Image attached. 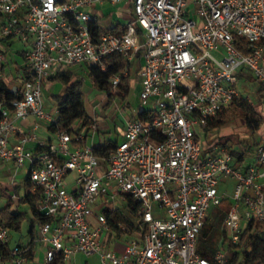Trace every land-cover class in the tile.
Wrapping results in <instances>:
<instances>
[{"label": "built area", "instance_id": "obj_1", "mask_svg": "<svg viewBox=\"0 0 264 264\" xmlns=\"http://www.w3.org/2000/svg\"><path fill=\"white\" fill-rule=\"evenodd\" d=\"M118 2L130 7L125 30L99 33L102 8ZM13 40L23 45L29 73L18 97L0 100V164H11V187L28 166L22 184L42 192L38 208L47 220L38 237L45 263L58 255L68 263L80 252L97 254L98 264H227L238 249L229 244L240 242L248 224L264 226V136L242 158L215 142L203 152L198 137L200 126L242 97V70L264 86V0H0V64L7 63ZM112 53L128 63L141 57L140 106L150 117L139 111L127 117L122 139L102 157L92 145L72 144L84 138L82 131L41 136L38 120L56 122L44 110L48 76L74 64L105 70ZM119 78L113 75L111 84ZM29 116L36 121L18 125ZM226 178L234 182L230 195ZM116 196L138 203L137 228L121 250L103 238L112 228L102 209L98 224L90 222L94 205L113 208ZM223 202L226 248L208 258L197 252V237L210 206ZM8 239L0 222V247ZM28 256L27 246L15 244L0 252V264H25Z\"/></svg>", "mask_w": 264, "mask_h": 264}, {"label": "trees", "instance_id": "obj_2", "mask_svg": "<svg viewBox=\"0 0 264 264\" xmlns=\"http://www.w3.org/2000/svg\"><path fill=\"white\" fill-rule=\"evenodd\" d=\"M103 17L101 18V20ZM99 33L109 31L117 33L124 31V24L121 22L115 25H102L99 23ZM139 68L137 72L140 74L142 68V59L138 55ZM106 69L102 70L96 65H86V73L92 87L102 91L105 95V101L102 104V109H106L115 99L125 100L130 90V72L123 75L121 72L127 68L130 69V63L119 53H112L104 59ZM71 66L63 68L61 71L48 76L47 80L60 82L63 86L62 92L53 94L52 97L57 105V118L56 122L51 123L48 129L51 132L57 131H72L77 133L81 127H89L91 124H96L97 119L89 115L85 109L83 91H82V78L69 69ZM29 70L26 66L22 52L16 51L14 54L9 55L7 63L0 64V100H11L19 96V86L21 78L28 76ZM120 73L118 83L113 86L110 78ZM44 89V85H43ZM244 97H238L228 106L221 109L216 116L209 118L204 129L218 130L228 120L233 118H243L245 125L251 129H258L262 124V116L250 105ZM127 105V103H126ZM150 110L142 108L139 110V117L148 119ZM86 134L81 140H73V145H83L85 143ZM117 141L108 139L102 143L93 146L94 153L99 156H107L112 148L116 145ZM251 145H246L243 152L237 153L242 158L245 151L250 150ZM234 153V151H230ZM14 186V190H15ZM42 197V192L39 188L33 192L27 191L25 194L17 199V205L13 207V199H8L6 204L0 208V222L10 229L20 230L23 220L27 219L29 222L28 235L29 241L24 244L29 248V252L36 246L37 239V226L47 220L38 208L39 201ZM21 204H25V209H19ZM138 203L132 200L129 196L125 197L123 210L120 208H104L103 213L106 216L107 222L112 228V231L117 236L123 234H133L137 228ZM219 219H222L223 213L221 212ZM119 224L124 226L121 229ZM212 224L205 222L201 229V235L206 236ZM9 233V232H8ZM9 241V239H8ZM7 243L0 247V252H7L9 247ZM23 245V243H18ZM231 247L238 249L234 250L228 255L227 264H264V226L260 224L253 225L249 223L243 231L240 242L238 244H229ZM214 251H202L201 255L211 258ZM45 264H64L61 255H58L49 263Z\"/></svg>", "mask_w": 264, "mask_h": 264}, {"label": "rangeland", "instance_id": "obj_3", "mask_svg": "<svg viewBox=\"0 0 264 264\" xmlns=\"http://www.w3.org/2000/svg\"><path fill=\"white\" fill-rule=\"evenodd\" d=\"M106 10V12H112L113 14V6H105L103 8ZM116 15H123L122 14V8H119L117 11L115 10ZM124 19L122 18V21ZM17 45L20 44L19 41H16ZM69 69L76 73L78 69L81 71V73L78 75L82 78V91H83V99H84V105L86 111L90 115H92L93 112L96 113V118L98 117V114H100L102 111L106 116H109V118L113 117L114 119H121L122 117L129 116L134 111V107L137 104H141V100L139 99V86L134 85L135 84V74L133 72L134 69H132L131 73V87L129 90V93L125 100L121 101L119 99L113 100V102L107 107L106 109H102V104L105 101V95L102 91L97 90L96 88L92 87L87 73L84 71L82 64H74L69 67ZM245 85L246 88L243 87ZM240 93L243 97L249 96L253 100L259 99V93L256 86V83L253 81L242 79L239 82ZM44 88L46 92L44 93V110L45 112L55 116L56 115V103L52 97L53 94H57L61 88H63L62 84L60 82L56 81H50L47 80L44 83ZM129 103L126 105V103ZM248 104V103H247ZM38 124L44 128H47L49 126V123L45 120H38ZM198 137L203 142L204 149L203 152H207L209 148H212V143H219L220 145H228L229 150L237 151L242 148L243 144H246L248 142H252V135L250 133V130L244 123V119L241 117L239 118H233L228 120L222 127H220L218 130H211L209 128L204 129L203 127L198 128ZM211 145V146H207ZM250 151H245L244 156L247 157ZM28 175V166H23L20 170H18V173L14 177V181L19 184L22 182V180ZM0 178V182H9V176H7L5 179ZM72 179V176H67V181H70ZM225 182L222 183V185L226 184V191L230 195L233 188V180L230 178H226L224 180ZM70 188V186H69ZM13 191L10 189L9 193H12ZM18 195L20 196L22 194V187L19 186L17 189ZM121 206L124 205L123 201H119ZM26 206H20L21 209H25ZM226 208V203L223 202L220 205H211L209 212L206 217V222H209L212 224L208 234L206 236L201 235V233L198 234L197 237V243H196V250L197 252L202 251H215L216 249L220 248L224 249L226 248L222 244V238L224 236V227H223V217H224V211ZM223 213L222 219H219L220 213ZM28 228H29V222L27 219L23 220L21 224L20 230L10 229L9 233L12 236L10 245H12L13 242L20 240L21 237H26L28 234ZM13 246V245H12ZM232 249V248H230ZM68 264V263H64ZM72 264V262H70ZM90 264V263H88ZM95 264V263H94Z\"/></svg>", "mask_w": 264, "mask_h": 264}, {"label": "crops", "instance_id": "obj_4", "mask_svg": "<svg viewBox=\"0 0 264 264\" xmlns=\"http://www.w3.org/2000/svg\"><path fill=\"white\" fill-rule=\"evenodd\" d=\"M109 6V5H106ZM105 7V6H104ZM103 7V8H104ZM102 8V13H103V19L101 20V24L102 25H115L118 22H121L124 24L125 20L129 17L131 11H130V7L128 6V4L126 2H118L116 4L113 5V14L112 12H106V10H104ZM119 8H122V14L123 15H116L115 10L117 11ZM122 18L124 19L122 21ZM11 47H12V52L11 54H14L16 51H20V49L23 47V45L20 43L19 45H17L16 40H13L11 42ZM84 71H82V73L86 72V65H82ZM139 68V61L138 58H135L131 63H130V69L128 70V72H130V77H131V73H132V69L134 74H135V84L136 86H139L140 88V74L137 72ZM63 70V68H59L57 70H54L52 72L55 73L56 71H61ZM77 74L81 73V71L78 69V71H76ZM245 79V80H249V81H253L254 83H256L257 89H258V93H259V99L258 100H253L252 98H250V101H247L250 105H252L254 107V109L262 116V120H264V86H262L260 83H258L256 81V79L252 76V74L250 72H248L247 70H242L239 73V82L240 80ZM130 83H131V79H130ZM131 87V85H130ZM244 88L245 85H243ZM242 88V87H241ZM239 87V90L241 89ZM62 89L58 92L61 93ZM46 92L45 88L43 89V99H44V93ZM243 97V96H242ZM106 99V98H105ZM126 99V98H125ZM120 100V99H119ZM129 103L127 102V105ZM141 109L140 104H137L134 107V111L133 113H131L129 116H125L122 117L121 119H114L113 117L109 118V116H106L102 111H100L101 113L98 114V117L96 118V113L93 112L92 113V117L96 118V124H95V129H92L90 127H81L78 131H82L84 133V135L86 134V139H85V143L84 144H88V145H96L98 143H102L104 140H108V139H112L115 141H120L122 139V131H123V127H124V122L126 120L127 117L130 116H134L137 111H139ZM88 112V111H87ZM51 115V114H50ZM90 115V114H89ZM53 118H57V105H56V115L53 116L51 115ZM35 120V118L33 116H29L26 120L18 122V125L23 126L24 128L29 127ZM48 122V121H46ZM264 122V121H262ZM50 125V122H48ZM40 126V125H39ZM249 129V128H248ZM250 130V133L252 135V142H248L246 144L242 145V148L237 151H234V153H232L234 156H238L237 153L243 152L244 147L246 145H251V148L249 151H251L254 146L262 139V136H264V128H262V124L259 126L258 129L255 130ZM41 136H47L48 138H51V140L56 139V132H51L48 127L44 128L42 126H40V133ZM229 152L231 150L228 149V145H223ZM233 151V150H232ZM231 153V152H230ZM10 163L8 164H0V178L2 177L3 179H5L8 176V167H10ZM69 175L72 176V179L69 181V185L71 184L75 173L71 172ZM68 175V176H69ZM27 177V176H26ZM26 177L22 180V182L26 179ZM2 179V180H3ZM19 183L17 184L15 187L16 191L14 190V187H11L7 184V182H0V196L2 199V203H1V207L4 206L7 202V200L9 199V191L10 189L13 191L12 193L16 194V198L13 199V207H15L17 205V199L21 196H23L25 194V192L30 191L33 192V190H30V186L28 184H22ZM21 186L22 187V194L19 196L17 189L18 187ZM119 201H123L125 203V199H123L120 196H116L115 199L113 200V208H120L123 210V206H121ZM20 206H24L25 204H21ZM20 208V207H19ZM104 208H110L112 209V207L110 206H105ZM102 206L98 204L94 205V214L90 217V222L92 224V226H96L98 224L97 220H96V216L95 214L100 211H103ZM38 227L37 226V243L36 246L29 252V256L27 258V261L25 264H45L44 261V254H45V248L46 245L43 244L42 242L39 241V237H38ZM9 232V230H8ZM129 237V234H123L120 236H117L115 232L112 231V233H104L103 234V238H105L107 240V244L117 250H121L123 247V244L125 242V240ZM12 236L9 233V241H8V245L9 247H12V245L18 244V243H23L26 244L30 237L27 234L26 237H21L20 240H17L15 242L12 243V245H10V241H11ZM70 262H72V264H98L99 262V257L97 254H91V255H84L80 252L75 253L71 259L69 260L68 264H70ZM65 263V262H64Z\"/></svg>", "mask_w": 264, "mask_h": 264}]
</instances>
